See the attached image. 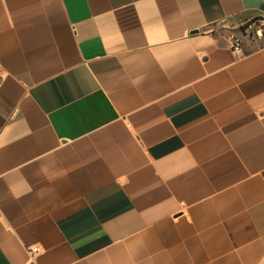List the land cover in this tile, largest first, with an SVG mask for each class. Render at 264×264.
Returning <instances> with one entry per match:
<instances>
[{"label":"crops","instance_id":"crops-1","mask_svg":"<svg viewBox=\"0 0 264 264\" xmlns=\"http://www.w3.org/2000/svg\"><path fill=\"white\" fill-rule=\"evenodd\" d=\"M260 19L0 0V264H264V39H231Z\"/></svg>","mask_w":264,"mask_h":264},{"label":"built area","instance_id":"built-area-1","mask_svg":"<svg viewBox=\"0 0 264 264\" xmlns=\"http://www.w3.org/2000/svg\"><path fill=\"white\" fill-rule=\"evenodd\" d=\"M245 38L254 42L264 39V19L247 21L241 26L240 33L232 36V50L235 53L241 52ZM37 251H39L38 247H32L30 249V253L32 254Z\"/></svg>","mask_w":264,"mask_h":264}]
</instances>
